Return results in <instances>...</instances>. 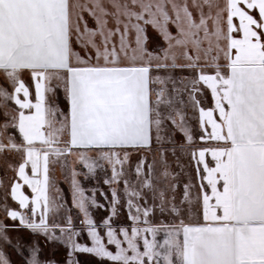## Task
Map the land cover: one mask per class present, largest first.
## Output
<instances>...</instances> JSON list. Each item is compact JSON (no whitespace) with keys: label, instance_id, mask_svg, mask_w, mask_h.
Wrapping results in <instances>:
<instances>
[{"label":"snow or ice","instance_id":"snow-or-ice-1","mask_svg":"<svg viewBox=\"0 0 264 264\" xmlns=\"http://www.w3.org/2000/svg\"><path fill=\"white\" fill-rule=\"evenodd\" d=\"M48 245L264 264V0H0V264Z\"/></svg>","mask_w":264,"mask_h":264},{"label":"rangeland","instance_id":"rangeland-1","mask_svg":"<svg viewBox=\"0 0 264 264\" xmlns=\"http://www.w3.org/2000/svg\"><path fill=\"white\" fill-rule=\"evenodd\" d=\"M135 160H136V157L133 156V161H135ZM170 161H171V158H170ZM183 162L185 164H187L188 163L187 158H184ZM186 172H191V169L186 168ZM106 175H110V170H108L107 173L105 171L98 170L96 177L89 178L87 180H85L83 177H80L81 184L86 190V195L91 196L92 195L91 190L93 188H98V189L102 190L103 192L108 193L110 196L108 186L103 183V180L106 178ZM55 177L57 180V186L62 190V195H63L64 199L68 202V205L71 206L72 195H71V187H70V182H69L70 177L66 178L65 175L62 174V172L59 168H57V170L55 172ZM96 199L101 203L105 202L103 200V197L100 195L99 191L96 192ZM73 214H75V211ZM93 214L97 219L106 215V213L103 210H96V211H94ZM18 234L23 236L25 239H28V233L26 230H21L19 233H17L16 231H13L11 233L12 236H16ZM5 251H6V254L9 255L10 259L15 264V262L19 258L14 253H12L10 250L5 249ZM64 255H65V250L63 249L62 246H60L59 248L54 250L53 246L48 245V246L44 247L42 258H52V259H55L58 262V264H60V262H62L64 259ZM81 259H82V261H87L89 258L82 256Z\"/></svg>","mask_w":264,"mask_h":264},{"label":"crops","instance_id":"crops-1","mask_svg":"<svg viewBox=\"0 0 264 264\" xmlns=\"http://www.w3.org/2000/svg\"><path fill=\"white\" fill-rule=\"evenodd\" d=\"M30 192V190H28Z\"/></svg>","mask_w":264,"mask_h":264}]
</instances>
